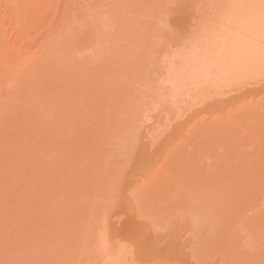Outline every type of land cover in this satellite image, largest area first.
I'll use <instances>...</instances> for the list:
<instances>
[{"label":"rangeland","instance_id":"rangeland-1","mask_svg":"<svg viewBox=\"0 0 264 264\" xmlns=\"http://www.w3.org/2000/svg\"><path fill=\"white\" fill-rule=\"evenodd\" d=\"M207 2L78 0L65 27L46 39L37 59L41 71L38 82L25 86L27 90L22 86L12 87V82L6 85L1 101L7 99L3 105L9 115L5 110L0 111V151L5 155V161L0 160V168L5 167L0 169V195L7 198L2 196L3 202L0 199V213L6 209L11 212L7 216L10 230L0 229V237L4 238H0V264H96L101 256L94 257L88 242L85 243L91 235L95 237L103 232L109 248L114 250L126 242V233L119 227L122 221L111 212L106 217L105 209L114 197L127 202V186L139 178L141 165L147 161L136 157L140 132L160 120L159 101L170 93L159 82L165 75L163 61L159 55L152 56L161 16V10L154 6ZM197 14L196 8H190L182 15L166 16L165 23L188 30ZM91 37H97L96 42L85 51L83 41ZM152 65L158 67L157 74H153ZM53 80L58 85L61 82L63 89H57L60 93H69L66 96L59 93L54 103L50 100L52 90L46 94L48 87L55 84ZM143 81L149 90L134 92L136 83ZM259 89L263 88L242 89V93L229 94L219 105L210 107L197 103L193 95L178 100L173 110L179 107L175 111L180 118L171 121L163 115L155 132L160 135L157 145L164 147L174 140L173 134L182 128L184 121L191 119L196 124L197 119L210 122L221 118L217 109L220 105L227 108L234 105L235 109V105L250 101L241 99L259 94ZM260 97L261 94L256 100ZM17 100L29 103L23 105L24 111L14 110L12 104ZM134 102L139 106L137 112L131 110ZM227 108L225 112L231 110ZM28 109L31 110L27 113ZM173 129L176 132L172 134ZM234 145L238 152L247 148L242 143ZM34 152V158L28 157ZM218 152L222 153L223 149ZM160 163H155V169ZM164 182L153 184L150 194L140 202L147 218L144 223L153 239L163 238L162 243L170 241L171 247H176L181 255H193L190 264L201 261L203 264H264L263 205L247 204L239 210L229 192H222V197L216 190L205 192L204 189L185 194V180L174 184ZM184 199L188 204H182ZM15 217L23 220L13 221ZM153 223L161 231L157 232Z\"/></svg>","mask_w":264,"mask_h":264},{"label":"bare ground","instance_id":"bare-ground-1","mask_svg":"<svg viewBox=\"0 0 264 264\" xmlns=\"http://www.w3.org/2000/svg\"><path fill=\"white\" fill-rule=\"evenodd\" d=\"M77 2L78 0H0V111L5 110V113L7 111V108H5L3 105L7 101V99L6 101H4V99L1 101V99L3 98L4 89L8 83L12 82L11 83L12 87L22 86L24 89L25 86L29 87L30 83H32L31 85H33V83L38 82V80L41 78L40 75L41 71L39 72L38 71L39 69L37 68L38 56L41 55L45 43L52 36H55L58 33L59 29L64 28L65 25L69 22L70 17L73 15L70 12L76 10L75 4ZM95 33L98 34V31L95 30ZM95 33L94 35H96ZM40 39H43V41L39 43ZM95 39H97V37L96 38L91 37V39H85L83 41L82 48L85 51L90 50V48L96 42ZM80 51L82 50L80 49ZM156 68L158 67L155 66V70L153 74L158 73V70ZM164 72L165 75L163 74V77L160 79V81L166 78L167 73L165 70ZM60 77L62 76H59V78ZM53 82H55V84L53 86L48 84L50 85V87H48L47 89L48 92L44 91V93L46 92V94H49V91L52 90L53 94L51 92L50 94L52 95L53 98L50 100H53L54 103L55 98L60 93L58 91L59 88L61 91L63 87L62 88L60 87L62 86L61 82H60L61 85L60 84L58 85L57 80L56 81L53 80ZM53 82H51V84ZM71 86H73V84ZM135 86H137V88L134 89V92L139 91L141 89L146 90L147 88L144 81L140 83L137 82ZM255 86H258L259 88H263L258 90L261 91L259 94L257 93L256 95H250L249 93L250 96L241 99L242 102L248 101V98L250 99V101L244 103L237 102L239 103V105L238 106L235 105L236 107L235 109H234V105H231L228 108H231L232 111L229 110L227 112H225V109L227 107H225V105L223 107L220 105V107L217 109H219L222 117L212 120L210 122H207L206 120H202V119H197L196 124L191 123L190 122L191 119L184 121L182 124V128L180 127V129L177 132L174 129L172 130V134L176 132L175 134H173L176 137L174 136L173 138H171L174 140L169 141L168 144L166 143L164 147H159L157 145V141H158L157 138L160 135H158L155 132L162 122L163 115L165 117H169L171 121H175L179 117L178 112L175 111L178 110L179 107L178 109L173 110L175 103L178 102V100H181L183 98L185 99L190 96L187 91L173 94L171 87H169L168 85H161V88L165 89L166 91L169 90L170 93L168 96H164L163 99L159 101L160 106L158 107L159 109L158 113L161 117H159V115L156 114L158 115L156 116V118L159 117L160 120L158 122L156 120V122L145 127L140 132L139 146L137 147V149H135L136 157H144L142 159H146L147 161L141 165L142 166L141 172L138 174L139 178L130 181V184H128L127 186L129 193H127L128 195L127 196L125 195L126 197L125 196L124 197L127 200V202H130V206L133 207L134 203H136L135 200L136 196H138L140 202H142L143 201L142 198L145 197L147 194H150L149 191L153 189L154 186L153 184H155L156 182L160 184L161 183L164 184L165 180L167 181V183L169 182L170 184L180 183L183 180H185L186 183H184L183 185L185 194L190 193L191 190L194 189H201V190L204 189L205 192L216 190L217 195H220L222 197V192H229L228 194H230V196H232V199L236 201V204L238 205L237 206L238 209L239 208L242 209V207H245V205L247 204H251L250 206L252 205L264 206V83L257 81L255 83L245 84L233 88H224L220 91L213 89L210 95L194 94L193 97L197 98L196 100L198 101L197 103H203L204 107H210L212 105L217 106V104L219 105V103H221L224 99H227L226 97L229 96V94L238 91L242 93L241 92L242 89L248 91V89L250 90L252 88H255ZM26 87L25 90H27ZM44 87H46V85ZM147 90H149V87L147 88ZM21 91L20 93H22ZM27 93L23 92V94H27ZM66 93L67 92L65 93L61 92L60 95L61 94L65 95ZM260 94L262 98L260 97L259 99L257 98L256 100V97L257 96L259 97ZM30 96L28 95V98H30ZM243 96L245 95L243 94ZM18 100L20 101V98H18ZM18 100L16 102L13 101L14 103L12 104V106L14 110L22 108L24 111L23 105L25 103H28L27 101H29L30 103V100L26 99L27 101H24L25 103L23 104L22 102L24 99H22V102H18ZM255 100L256 102H254ZM137 108H139V106L136 102H134L132 104L131 110L133 111L136 110ZM30 110L28 109L27 113ZM137 111L138 110H136V112ZM124 119L125 120L122 121H124L123 123L126 124L127 122L126 118ZM27 126L29 127V125ZM119 130H121V127ZM160 133L161 132H159V134ZM238 139L241 142H239ZM236 142L242 143L243 145H245V147L247 146L246 150H244L243 152H238L237 149L234 147L235 146L234 144ZM220 148L223 149L222 153L218 152ZM33 151L35 150L33 149ZM1 152L2 151H0L1 154L0 160L2 162L5 161L4 159L5 155H2L4 153ZM35 153L36 152L32 153V155L28 157L32 158L33 156L34 158ZM25 157H27V155ZM28 157L27 160L30 159V158L28 159ZM24 158L22 160H25ZM25 161L21 163L27 164ZM156 162L157 163L161 162L157 169H155L154 167L156 165L155 164ZM5 163L3 165H5ZM3 168L1 167L0 169L2 170ZM6 172L7 174H9L8 170ZM149 179H152V181L149 182ZM7 181H4L3 183L5 182L7 183ZM5 184H3V186ZM167 187L169 186L167 185ZM2 196L4 197V195L2 194L0 195L1 202H3ZM150 196L152 198L153 195L151 194ZM184 200H182L183 205L187 203V200L186 201ZM197 203H199V201ZM9 210L10 209L8 210L6 209L3 211V213L2 212L0 213V229L4 228V230L6 231L10 230L9 226H7L8 225L7 216L8 213L11 212ZM22 218L23 217L21 218L15 217L13 221L19 219L18 221L21 222L20 220H23ZM3 222H5L6 224L3 225L2 224ZM4 230L2 229L1 232ZM102 233L103 232H100L99 235L95 237L91 235L90 236L91 238L89 237L85 240V243L86 241L88 242V244L87 243L86 244L89 246V248H91V251L95 253V254L92 253V255H95L94 257L101 256L97 258L96 264H106V262L109 260L110 255H115L117 250V249L114 250V247H111L109 248L108 251H105L101 247ZM3 242L4 241H2V243ZM86 244L84 247H86ZM172 250L174 252V257L183 261L184 264H190L189 260L191 258H194L193 255L190 256V254L188 255L186 254L185 256L181 255L180 252L177 251L176 247H173ZM191 253L193 254V252ZM139 255L140 254L137 253L136 258L139 257Z\"/></svg>","mask_w":264,"mask_h":264},{"label":"snow or ice","instance_id":"snow-or-ice-1","mask_svg":"<svg viewBox=\"0 0 264 264\" xmlns=\"http://www.w3.org/2000/svg\"><path fill=\"white\" fill-rule=\"evenodd\" d=\"M154 7L161 10V16L152 56L162 59L167 75L160 84L171 87L173 94L187 91L189 95H210L213 89L264 83V0H209L197 5L167 3ZM190 8L198 10L190 29L165 23L166 16L182 15ZM135 200L133 208L130 202L114 197L105 209L106 217L111 212L122 221L119 227L126 233V242L106 264H184L174 257L170 241L152 238L139 197ZM153 227L161 231L155 223ZM101 240V247L108 251L103 233Z\"/></svg>","mask_w":264,"mask_h":264}]
</instances>
